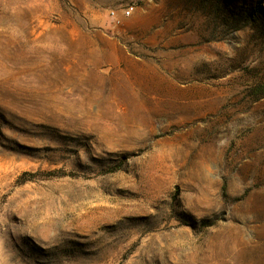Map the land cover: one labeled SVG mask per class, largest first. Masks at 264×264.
I'll use <instances>...</instances> for the list:
<instances>
[{
	"label": "rangeland",
	"instance_id": "374dc122",
	"mask_svg": "<svg viewBox=\"0 0 264 264\" xmlns=\"http://www.w3.org/2000/svg\"><path fill=\"white\" fill-rule=\"evenodd\" d=\"M0 264H264V0H0Z\"/></svg>",
	"mask_w": 264,
	"mask_h": 264
},
{
	"label": "bare ground",
	"instance_id": "6f19581e",
	"mask_svg": "<svg viewBox=\"0 0 264 264\" xmlns=\"http://www.w3.org/2000/svg\"><path fill=\"white\" fill-rule=\"evenodd\" d=\"M151 74V73H150ZM157 75V74H156ZM120 78V80H123L124 81V86H126V88H131L133 85H134V83H133V81L134 80H137V82L139 81L140 82V80H143V78H144V73H140V75H136V74H133V73H127V72H124L123 74H121V76L119 77ZM159 78H161V77H159ZM158 78V79H159ZM146 79V78H145ZM154 79V78H153ZM156 79V78H155ZM157 81V80H156ZM154 82V81H153ZM153 82H151V83H153ZM145 83H147V82H145ZM154 84V83H153ZM138 85H143V83H141V84H138ZM149 85V84H148ZM155 85V84H154ZM146 86V85H145ZM153 86V85H152ZM149 88V87H148ZM140 96H142V95H140ZM144 96L146 97V99L147 98H151V97H153V95H152V91H147V92H145L144 93ZM159 98V97H158ZM141 99V98H140ZM145 99V100H146ZM117 104H115V106H116Z\"/></svg>",
	"mask_w": 264,
	"mask_h": 264
},
{
	"label": "built area",
	"instance_id": "2783aa9c",
	"mask_svg": "<svg viewBox=\"0 0 264 264\" xmlns=\"http://www.w3.org/2000/svg\"><path fill=\"white\" fill-rule=\"evenodd\" d=\"M133 10H134V6H132V5L127 6L121 10V16L122 17H129L132 14ZM110 15L113 18H117V13L115 11H110Z\"/></svg>",
	"mask_w": 264,
	"mask_h": 264
}]
</instances>
